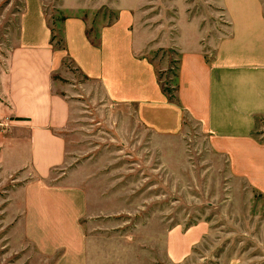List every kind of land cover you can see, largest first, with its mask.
<instances>
[{
  "label": "crops",
  "instance_id": "1",
  "mask_svg": "<svg viewBox=\"0 0 264 264\" xmlns=\"http://www.w3.org/2000/svg\"><path fill=\"white\" fill-rule=\"evenodd\" d=\"M23 3L19 43L10 51L6 69L0 73V118L4 127L0 133V177L21 181L10 192L8 210L21 220L30 212L36 225L29 230L27 227L26 232L31 236L29 232L34 229L42 250L52 251L57 245L56 225L48 219L51 209L39 197L32 208L23 192L37 184L42 190L79 197L89 210H96L114 197V193L108 196L107 189L123 179L108 178L101 159L104 153L85 143L80 133L85 125L80 122L87 119L93 120L94 126L106 123L118 145L131 144L138 148L137 153L145 147L151 158L159 154L169 171L172 164L179 163L180 170L182 162L187 163L199 134L212 153L228 156L230 169L264 194V142L253 135L258 116H264V39L256 36L251 42L244 41V36L237 34V16L230 7L227 12L232 26L220 40H202L198 21L185 19L181 13L174 37L170 30L162 34L149 31L151 35L145 39L139 38L137 31L130 34L125 63L122 38L113 33L115 25L103 29L100 41L95 42L86 33L87 20L80 15L69 16L61 32L83 79L66 82L56 81L60 58L44 0ZM89 5L81 0H63L62 7L81 11ZM70 18L80 24L82 53L73 50L66 37L64 27ZM248 33L251 30L241 35ZM208 44L213 46L212 55L206 50ZM158 47H173L180 53L174 98L162 89L149 54ZM128 61L134 63L133 67ZM142 63L151 70L148 80L141 78L138 70ZM91 106L106 108L109 114L84 115L83 108ZM83 148L87 156L64 172L59 181L47 180L54 171L70 164L74 155H81ZM118 185L123 186L121 182Z\"/></svg>",
  "mask_w": 264,
  "mask_h": 264
},
{
  "label": "rangeland",
  "instance_id": "2",
  "mask_svg": "<svg viewBox=\"0 0 264 264\" xmlns=\"http://www.w3.org/2000/svg\"><path fill=\"white\" fill-rule=\"evenodd\" d=\"M81 1L90 7L70 11L62 7L63 0H44L60 58L61 71L56 73V81L83 79L61 32L69 16L86 19V33L95 42L100 41L103 29L115 25L113 33L122 38L124 63L130 34L137 31L139 38L145 39L151 35L149 31L162 34L170 30L174 37L178 35L181 13L185 19L198 21L202 40L216 42L229 34L230 7L237 16V34L244 36V41L251 42L256 36L264 39V0ZM23 7V0H0V73L6 69L10 51L19 43ZM69 20L64 27L66 37L73 50L82 53L80 24L76 19ZM247 30L251 33L241 35ZM206 50L212 55L213 46L208 44ZM84 53L89 58L87 51ZM149 54L162 89L174 98L180 53L173 47H158ZM133 65L128 61V66ZM138 70L145 80L152 74L144 63L138 65ZM83 109L86 116L109 114L106 108ZM93 122L81 121L80 125L85 126L80 133L92 150L104 153L101 159L108 178L114 181L123 177L117 181L123 186L117 183L107 189L108 196L114 193V197L96 206V210H89L87 204L78 201L79 197L59 190H42L37 184L23 192L32 208L39 197L51 209L48 219L56 225L57 245L46 251L34 229L29 232L31 236L26 232L27 227L29 230L36 225L30 212L21 220L8 210L10 192L21 181L17 177H0V264H264V194L230 169L228 156L212 153L207 140L198 134L187 163L183 161L180 170L179 163L172 164L169 171L159 154L151 158L145 147L137 153L138 148L131 144L118 145L106 123L94 126ZM253 135L264 142V116H258ZM83 150L87 149L80 150L81 155H74L70 164L54 171L47 180L59 181L64 172L87 156Z\"/></svg>",
  "mask_w": 264,
  "mask_h": 264
}]
</instances>
